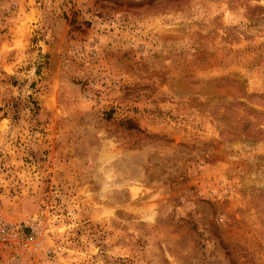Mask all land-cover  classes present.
I'll use <instances>...</instances> for the list:
<instances>
[{
    "label": "rangeland",
    "instance_id": "obj_1",
    "mask_svg": "<svg viewBox=\"0 0 264 264\" xmlns=\"http://www.w3.org/2000/svg\"><path fill=\"white\" fill-rule=\"evenodd\" d=\"M0 264H264V0H0Z\"/></svg>",
    "mask_w": 264,
    "mask_h": 264
},
{
    "label": "built area",
    "instance_id": "obj_2",
    "mask_svg": "<svg viewBox=\"0 0 264 264\" xmlns=\"http://www.w3.org/2000/svg\"><path fill=\"white\" fill-rule=\"evenodd\" d=\"M43 227L35 223H16L9 224L4 221L0 214V241H5L8 238L15 236L19 243L23 242L31 245L35 242L37 236L42 235Z\"/></svg>",
    "mask_w": 264,
    "mask_h": 264
}]
</instances>
